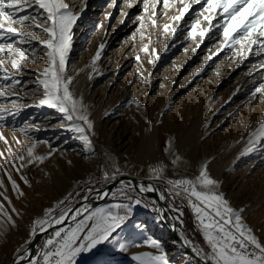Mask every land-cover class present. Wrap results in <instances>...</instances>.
I'll return each instance as SVG.
<instances>
[{
    "label": "rangeland",
    "instance_id": "374dc122",
    "mask_svg": "<svg viewBox=\"0 0 264 264\" xmlns=\"http://www.w3.org/2000/svg\"><path fill=\"white\" fill-rule=\"evenodd\" d=\"M68 2L73 11L84 7L81 0ZM109 3L111 0H87L83 15L73 29L68 59V74L75 77L72 87L77 95H83L91 113L90 119L94 121V151H88L75 133L66 130L63 116L56 109L38 105L42 96L34 87L35 71L46 66L39 45H35L39 62H24L30 69L22 74L26 83L13 91L23 97L20 103L25 106L15 114H3L6 125L3 133L9 144L0 140V151L4 152V157H0V177L4 181L0 193L12 197V205L19 207V215L15 214L16 226L7 225L4 234L0 235V264L10 263L28 245L29 229L36 218L44 217L46 209L54 208L52 215L57 216L64 207L81 199L91 189L105 186L120 173L151 179L150 169L159 164L166 165L164 178L155 179L165 201L181 222V228L194 249L204 256L209 245L203 231L195 225L192 209L182 203L181 196L172 194L167 181L194 178L200 169L193 163L195 157L192 154L199 142L205 141L213 149L228 137L233 142L226 151H217L219 156L214 160L216 165L223 166L221 175L226 186V199L232 200L231 206L237 209L250 206L245 213L246 223L264 242V141L254 150L245 151L249 147L250 130L264 120V97L250 98L251 91L262 79L258 69L259 60L264 57L253 55L240 63L238 58L231 56L223 59L225 53L222 52L209 61L210 52L218 47V36L206 38L202 44L199 37L186 39L187 25H182L175 39L167 35L161 40L163 24L171 22L169 17L176 14L175 9L167 10L168 15L161 18L163 9L158 7L157 27L153 28L146 19L147 29H142L146 38L141 41L136 17L149 15L142 11L143 0H132L131 7L126 0H115L112 7L108 6ZM195 7L198 9L199 6ZM122 12L126 16H122ZM133 33H136L135 37ZM149 33L152 40L150 52L155 49L151 56L141 51L142 45L148 43ZM35 34L40 39L46 38L38 30ZM101 44L104 45L100 49L101 58L93 66L92 58ZM166 44L167 51L164 50ZM137 55L140 62L134 59ZM150 59L155 64L149 63ZM139 75L150 79L151 83L145 84ZM0 103L6 102L0 100ZM25 125L38 127H30L29 135L25 136L18 131ZM13 128L17 130L13 131ZM109 134L110 139L106 140ZM13 137L22 143L17 144ZM169 138H174L176 145L173 153L177 148L188 149L185 154L191 158L188 165L172 163L174 155L165 151ZM36 141L40 143H37L34 154L44 155L55 149L49 159L27 164L19 172L11 163L5 164V158L15 161L16 166L22 163L10 156L9 145L18 155L25 154L27 160V146ZM4 168H8L25 195L19 196L13 190ZM116 169L118 172L111 179L104 178L105 171L111 175ZM21 176L27 177L31 186L25 184ZM67 179L77 181L72 191L68 190ZM125 183L130 186L129 182ZM125 183L113 193H119ZM70 193L71 199L57 207V202ZM136 199H140L141 204L136 205ZM0 201L6 209L11 208L3 196ZM156 204L153 197L142 195L130 186L127 196L111 194L104 204L92 207L94 211L119 205L122 214L128 211V219L107 242L91 252L82 253L76 264H138L134 259L137 253L158 251L144 243L149 237L161 242L169 264H197L163 226ZM126 205L130 210L124 208ZM178 210H182V214ZM187 211L192 219L187 218ZM46 235L40 240L41 247L53 234ZM121 244L125 245L124 250H121ZM38 257L37 254L33 259Z\"/></svg>",
    "mask_w": 264,
    "mask_h": 264
},
{
    "label": "snow or ice",
    "instance_id": "6c2138e0",
    "mask_svg": "<svg viewBox=\"0 0 264 264\" xmlns=\"http://www.w3.org/2000/svg\"><path fill=\"white\" fill-rule=\"evenodd\" d=\"M128 6H132V0H126ZM82 5L79 11H73L68 0H0V140L6 145L9 144L4 136L5 128L4 113L15 114L25 105L20 101L23 99L13 89L22 87L26 83L22 74L30 71L25 67V61L38 63L40 55L35 45H39L40 51L46 60V66L42 70L35 71L34 87L41 93L38 105L47 106L62 114L66 124V130L77 135V138L84 142L88 151H94L92 137L95 135L94 121L90 119L88 105L84 103L82 94L77 95L72 85L75 77L68 74V59L72 50L74 27L81 19L87 0H81ZM115 4L111 0L109 7ZM177 5H180L177 7ZM195 6H199L198 9ZM163 9L162 16L168 15L169 9H175L176 14L169 17L170 23L163 24L160 39L171 35L176 38L178 31L182 30V25H187L186 39L195 40L199 37L200 43H204L206 38L217 37L218 47L211 51L208 60L218 57L223 52V59L229 57L238 58L240 63L255 57H264V0H143V13L136 17L139 21L137 32L141 41L146 38L147 29L145 20L153 28L157 27V8ZM126 16V13H121ZM188 20L191 23L188 24ZM40 21H43L42 23ZM29 29L33 31H29ZM38 30L46 38L40 39L35 31ZM136 33H133V37ZM148 43L142 45L141 51L149 56L151 34L147 35ZM159 42V41H157ZM31 46V47H30ZM199 47V45H198ZM104 45L101 44L91 64L101 58V51ZM164 50H168L166 44ZM187 51V49H184ZM195 51V50H194ZM31 53V55H29ZM140 62V56L134 57ZM157 59L159 56L157 55ZM149 63L155 64L154 60ZM259 69L262 79L250 93L251 99L264 97V59L259 60ZM203 71V69H201ZM250 75H252L250 73ZM151 76V73H149ZM145 83L150 84L151 80L139 75ZM27 95V94H26ZM35 100V97H33ZM137 106L140 107L138 101ZM230 115H232L230 113ZM151 124V121H147ZM30 127L25 125L18 131L25 136L29 135ZM251 129V125L248 126ZM17 129L13 128V131ZM17 144L22 142L13 137ZM264 141V120H260L254 130H250L246 152L254 150L257 144ZM39 141L27 146L26 160L25 154H17L11 150L9 154L22 163L16 166L15 161L5 158V164L11 163L15 171L33 162L43 163L52 155V151L44 155L34 154V149ZM176 147L174 138H169L165 148L166 152L174 155L173 164H178L182 157L173 153ZM243 154V153H242ZM0 157H4V152L0 151ZM71 163V161H69ZM2 167V166H0ZM166 165L159 164L150 169L152 178L163 179ZM8 181L19 196L25 195L20 189L16 180L13 179L8 168H4ZM118 172V169L111 175L105 171V179H111ZM25 184L31 186L25 176H21ZM167 183L171 186L170 191L174 196L184 195L188 199L189 206L193 209L195 217L199 222L205 240L209 245V250L204 253L206 261L211 264H264V242L254 233L253 228L247 224L243 217V208H234L225 194L219 191L221 181L215 179L209 172L208 162L205 161L194 178H181ZM4 186L3 178L0 177V187ZM130 186L125 183L119 193H112L113 196L128 195ZM141 191H155L152 184L140 186ZM107 196L108 193H103ZM4 200L11 206V212L19 215L18 210L12 205L11 199L4 193H0ZM72 194L64 200L57 202V207L65 205L71 199ZM160 199H165L161 193ZM135 204H141L140 199L135 200ZM124 208L130 210V206ZM181 211L182 210H178ZM54 208L45 210L44 217H38L33 222L31 232L34 234L37 229L46 231L45 225H63L69 218L72 224L67 228L59 227L46 241L45 250L42 252L43 264H76L77 258L86 252H91L98 245L107 242L119 230L128 219V211H123L121 206L115 208H103L91 210L85 204L81 208L73 209L71 206L64 207L58 216H53ZM83 216V219L78 217ZM7 225L16 226L13 215L5 208L0 201V235L4 234ZM191 243L190 241H186ZM152 249L158 250L156 253L146 251L139 252L134 256L138 264H169L167 253L160 241L147 238L144 241ZM121 250L125 245H120ZM197 255L200 252L197 251ZM23 257H21L22 259ZM30 264H40V257L30 261Z\"/></svg>",
    "mask_w": 264,
    "mask_h": 264
},
{
    "label": "water",
    "instance_id": "95a60500",
    "mask_svg": "<svg viewBox=\"0 0 264 264\" xmlns=\"http://www.w3.org/2000/svg\"><path fill=\"white\" fill-rule=\"evenodd\" d=\"M128 181L132 182V188H135L140 192L142 195H147L150 197H154L156 202L158 203L157 206V215L158 218L161 220L163 226L168 230L173 238L177 241L179 247L183 249L188 256H190L197 264H211L210 261H206L204 256L201 254L197 255V250L194 249L191 243H187L189 238L187 234L182 230L181 225L176 218V215L169 204L165 202V199H160L161 196V189L159 188L158 182L155 179L149 178H140L139 176H135L132 174L127 173H120L117 177L113 178L112 180L108 181L105 186L93 188L81 199H78L72 203L71 206L73 209L81 208L83 205L87 204L92 207L98 206L100 204H104L109 196L116 190L118 186H120L121 182ZM149 184H152L155 187V191H141L140 186L144 185L145 187ZM107 192L108 195L104 196L103 193ZM72 223L71 219L69 218L68 221L65 222L63 225H52L51 227L46 226V231L37 230L32 239L29 241L28 245L20 252L18 255L13 257V260L10 261L9 264H25L28 263L33 259L35 256L36 248L39 245V241L43 239V237L53 230H57L59 227H63ZM21 257H23L21 259Z\"/></svg>",
    "mask_w": 264,
    "mask_h": 264
},
{
    "label": "bare ground",
    "instance_id": "6f19581e",
    "mask_svg": "<svg viewBox=\"0 0 264 264\" xmlns=\"http://www.w3.org/2000/svg\"><path fill=\"white\" fill-rule=\"evenodd\" d=\"M112 114V113H111ZM111 114H108V115H111ZM108 115H106V116H108ZM105 116V115H104ZM110 134L109 135H107V137H106V140L108 139H110ZM230 142H233V139H231V138H227L226 140H223V141H221L218 145H217V147L216 148H210V146H208V143L207 142H205V141H203V142H199V145H198V147H197V150H195V152L192 154V155H194V161H193V163L195 164V166L197 167V168H199L200 169V167H201V165L205 162V161H207L208 162V169H209V172H210V174L215 178V179H218L219 181H221V184H220V187H219V191L220 192H223L224 194L226 193V186H225V182H224V179H222V171H223V166H221V167H219L218 165H216L215 163H214V160L219 156L218 154L219 153H217V151H219V150H221L222 152H224V151H226L227 149H228V147L230 146ZM109 143H111V142H109ZM188 152V149H186V148H184V147H182V148H177V150L174 152L175 154H178V155H180L181 157H182V160L180 161L182 164L183 163H186L187 165H188V163H189V161L191 160V158L190 157H187V156H185V154ZM223 165V164H222ZM140 178H142V177H140ZM76 180H70V179H67V183H68V190L69 191H72V189H73V187L76 185ZM125 182H128V181H124V182H121L120 184H122V183H125ZM158 182V181H157ZM130 183V186L132 187V182H129ZM171 187V186H170ZM16 196V195H15ZM182 198H183V196L184 195H180ZM10 199L12 198L11 196L9 197ZM154 198V197H153ZM225 198H226V196H225ZM155 199V198H154ZM231 202H233L232 200H230ZM166 202V201H165ZM23 203H25V202H23ZM155 203H157L156 202V199H155ZM157 206H158V203L156 204ZM84 206V205H83ZM250 206L249 205H247L246 207H240V208H243L244 209V212H243V217H244V220H245V222H246V218H245V213H246V211H247V209L249 208ZM16 209H18L19 207L17 206V207H15ZM24 208V207H23ZM239 209V208H238ZM12 215H13V218L15 219V213H12L11 212V208L10 209H7ZM60 214V213H59ZM58 216V215H57ZM191 218V217H190ZM192 219V218H191ZM193 221V220H192ZM181 223V222H180ZM47 225H45V227H46ZM31 229L32 228H30L29 229V238H30V240L32 239V237H33V233L31 232ZM39 230V229H38ZM54 231V230H53ZM190 241V240H189ZM24 249V248H23ZM22 249V250H23ZM22 250H20V251H22ZM19 251V252H20ZM16 255H18V253L16 254ZM15 255V256H16ZM9 264V263H8Z\"/></svg>",
    "mask_w": 264,
    "mask_h": 264
},
{
    "label": "built area",
    "instance_id": "2783aa9c",
    "mask_svg": "<svg viewBox=\"0 0 264 264\" xmlns=\"http://www.w3.org/2000/svg\"><path fill=\"white\" fill-rule=\"evenodd\" d=\"M163 184H164V183H163ZM181 199H182V203H184V204L187 203L186 205L189 206V204H188V199H187L186 196H183V198H181ZM189 207H190V206H189ZM190 209H192V208L190 207ZM192 216H193V218H194L195 225L200 229L201 226H200L199 222L197 221V219H196V217H195V213H194L193 209H192ZM52 236H53V235H52Z\"/></svg>",
    "mask_w": 264,
    "mask_h": 264
},
{
    "label": "trees",
    "instance_id": "16d2710c",
    "mask_svg": "<svg viewBox=\"0 0 264 264\" xmlns=\"http://www.w3.org/2000/svg\"><path fill=\"white\" fill-rule=\"evenodd\" d=\"M186 216H187V218L189 219L190 215H189L188 211H187V213H186ZM55 231H56V230L51 231V232H49L47 235H49V234H53ZM47 235H46V236H47ZM41 243H42V242L40 241L38 247L36 248L35 255H37V253L39 252V249H40V247H41V246H40ZM34 257H35V256H34Z\"/></svg>",
    "mask_w": 264,
    "mask_h": 264
},
{
    "label": "crops",
    "instance_id": "0c3cea01",
    "mask_svg": "<svg viewBox=\"0 0 264 264\" xmlns=\"http://www.w3.org/2000/svg\"><path fill=\"white\" fill-rule=\"evenodd\" d=\"M46 241L44 242V246L43 247H40L39 252L37 253L40 256V261L42 260L41 254L45 250V247H46Z\"/></svg>",
    "mask_w": 264,
    "mask_h": 264
}]
</instances>
